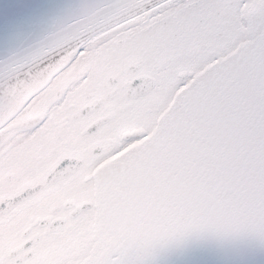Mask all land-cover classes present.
<instances>
[{
  "label": "snow or ice",
  "instance_id": "snow-or-ice-1",
  "mask_svg": "<svg viewBox=\"0 0 264 264\" xmlns=\"http://www.w3.org/2000/svg\"><path fill=\"white\" fill-rule=\"evenodd\" d=\"M0 264H264V0H82L17 34Z\"/></svg>",
  "mask_w": 264,
  "mask_h": 264
},
{
  "label": "water",
  "instance_id": "water-1",
  "mask_svg": "<svg viewBox=\"0 0 264 264\" xmlns=\"http://www.w3.org/2000/svg\"><path fill=\"white\" fill-rule=\"evenodd\" d=\"M82 0H0V59L19 33H30L41 18L54 9Z\"/></svg>",
  "mask_w": 264,
  "mask_h": 264
}]
</instances>
